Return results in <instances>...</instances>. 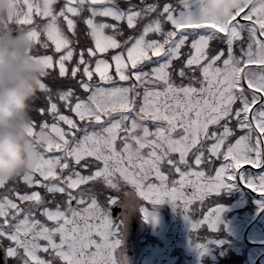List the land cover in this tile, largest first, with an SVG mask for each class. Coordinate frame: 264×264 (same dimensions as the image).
I'll use <instances>...</instances> for the list:
<instances>
[{"label":"snow or ice","instance_id":"6c2138e0","mask_svg":"<svg viewBox=\"0 0 264 264\" xmlns=\"http://www.w3.org/2000/svg\"><path fill=\"white\" fill-rule=\"evenodd\" d=\"M0 23L44 68L29 134L50 137L0 180V264H121L122 202L199 204L191 230L214 231L213 194L264 197V0L224 20L204 0H9Z\"/></svg>","mask_w":264,"mask_h":264},{"label":"clouds","instance_id":"9594fccd","mask_svg":"<svg viewBox=\"0 0 264 264\" xmlns=\"http://www.w3.org/2000/svg\"><path fill=\"white\" fill-rule=\"evenodd\" d=\"M252 0H204L211 15L224 20ZM9 11V0H0V21ZM22 32L0 23V180L9 181L34 167L39 147L49 134H29L31 101L37 96L44 68L30 54Z\"/></svg>","mask_w":264,"mask_h":264},{"label":"rangeland","instance_id":"374dc122","mask_svg":"<svg viewBox=\"0 0 264 264\" xmlns=\"http://www.w3.org/2000/svg\"><path fill=\"white\" fill-rule=\"evenodd\" d=\"M119 1H122V0H119ZM161 2H163V0H161ZM206 10L209 14H211L207 8ZM49 43L51 44L50 41ZM43 51L44 50L41 49V52ZM56 71H58V67ZM37 103H39V101H37ZM61 110L64 111L66 114L68 113L67 109L62 108ZM189 191H191V189H189ZM2 192H3V189H0V193ZM215 194L218 195L219 192ZM162 202H168V208L166 212L165 210H160L161 208H156L152 206L151 204H147V202H143L140 200H137V202L132 206H128L127 204H124L122 202L121 204H117L113 207L115 208V211H113V208L110 209L109 214L111 218L116 222L118 227L124 226L125 224L132 227L133 218L134 217L137 218V216L138 217L140 216V218L143 221V224H141L143 228H145L148 231H154L157 234H160L162 236L161 239L163 242V247H161L159 243L158 244L154 243L153 247H149L145 245V248L148 249L147 251L140 250L141 252H145L142 258V262H141V260L138 258L140 254H138L139 251L137 247V241H136L137 239L136 240L133 239V236L134 238L136 236L134 232L131 235L132 240H130L131 239V236H130L129 242L127 244H123V246L118 249V253L122 254L121 264H134V262L137 264H155L158 261L160 264H174L175 259H178L180 256L178 254V251H180L181 249H182L181 251H183L181 255L185 254L184 252H186L187 254H191L193 257L195 255V257L199 259L198 254H199L200 249H197L196 247L193 246V243H190L191 240L195 241L197 239V235L187 231L188 229L187 227L190 225H189V221L185 219L186 214L189 216V219H192L190 217V212L192 211L185 213L184 209L180 206L179 202H177L175 206L172 203H170L167 199L163 200ZM162 204L165 205V203H162ZM141 205L146 206L148 210L154 214L155 220H153L151 217H149V219L147 220L144 219L141 212L139 211V208ZM217 205L224 207V204L222 205L219 203ZM237 208H240V209L244 208L242 201L239 199L237 200L236 204L232 208H230L229 210H226L227 212L224 211V209H228L227 207H225L224 209L222 208L219 220L217 222V225H218L217 228L222 227V225L220 224V222H222V214H226L228 216V211L231 210L232 214L229 217V219L232 217H235L236 215H240V210L237 211L236 210ZM136 211H137V214H136ZM242 211H243L244 218H245L247 215H245L244 210ZM112 213L115 215H112ZM166 214L168 215V217L166 216ZM200 214H201V210H200V206H198L197 210L194 211V216L197 217ZM237 222H238V219H237ZM237 222L235 223L236 225H237ZM163 223L165 224V226H162ZM231 227H234V224L229 225L230 229L228 231H230V233L231 231H233ZM256 227L260 230L261 233L254 231L253 234L251 233L250 235L256 240L262 239V241H264V216L260 219L259 222L258 221L256 222ZM137 228H138L137 230V233H138L140 232L141 227L138 226ZM200 229L204 233L205 229L204 228H200ZM222 234L223 232H221V235ZM202 237L203 236H201L200 238ZM205 238H207V235H205ZM174 244H178V247H177L178 249H173V248L171 249L172 245ZM205 248L206 250L209 249V247H205ZM172 251H176V254L171 255ZM191 264H200V263L194 259H191Z\"/></svg>","mask_w":264,"mask_h":264},{"label":"trees","instance_id":"16d2710c","mask_svg":"<svg viewBox=\"0 0 264 264\" xmlns=\"http://www.w3.org/2000/svg\"><path fill=\"white\" fill-rule=\"evenodd\" d=\"M215 197H218V195H216V194H213L212 196H211V198H215ZM211 201V204L213 205V206H215V205H217V202H215V201H212V200H210ZM231 201V200H230ZM233 202V201H232ZM228 209H226V210H229L230 208H232V207H230V206H228L227 207ZM249 209L250 208H243V209H240V208H237L236 210L237 211H239L240 210V219H241V225H244V223L245 224H247L248 222L247 221H244V219H243V211L242 210H247V211H249ZM227 212V211H226ZM231 214H232V211L230 210V211H228V217H230L231 216ZM131 216V215H130ZM133 221V220H132ZM118 233H117V238L121 241V242H126V243H128L129 242V238H128V236L126 237V236H124L123 235V233H124V231H128V232H130L131 230H132V228H130L129 226L128 227H126V228H121V227H118ZM134 232H131L130 233V235H132ZM130 240H132V239H130ZM159 244H161V243H159ZM142 245H143V243L142 242H138L137 243V247H138V253H140L141 251V247H142ZM212 246L213 247H211V249H212V251H213V249H214V252L216 253V256H217V262H220L221 261V258H220V256H218L217 255V251L219 250V248H220V246L219 245H213L212 244ZM233 254L234 253H232V255H229L228 256V259L227 260H234L233 258H232V256H233ZM144 255V254H143Z\"/></svg>","mask_w":264,"mask_h":264}]
</instances>
